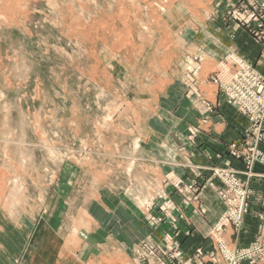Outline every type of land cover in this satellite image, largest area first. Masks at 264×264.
Returning <instances> with one entry per match:
<instances>
[{
	"label": "rangeland",
	"instance_id": "374dc122",
	"mask_svg": "<svg viewBox=\"0 0 264 264\" xmlns=\"http://www.w3.org/2000/svg\"><path fill=\"white\" fill-rule=\"evenodd\" d=\"M260 59L264 0H0V264H264Z\"/></svg>",
	"mask_w": 264,
	"mask_h": 264
},
{
	"label": "crops",
	"instance_id": "0c3cea01",
	"mask_svg": "<svg viewBox=\"0 0 264 264\" xmlns=\"http://www.w3.org/2000/svg\"><path fill=\"white\" fill-rule=\"evenodd\" d=\"M225 37L228 39V41L232 40V38H230L227 35ZM238 38H239L238 44H234V41H231L233 43L234 47H236V48L238 47V51L244 55L243 57H245L246 59H249V61H251V63H256L259 59V54H258L259 48H258V46L255 45V43H253L252 40L249 39V37L246 34L245 35H243L242 33L237 34L236 38L233 40H237ZM241 41H242V44L239 45V43H241ZM229 47H231V44L229 45ZM232 48L233 47H231V49ZM258 68L262 73H264V60H262V59L259 60ZM193 115H194V119L192 121H194L195 117H196L195 113H193ZM246 126L247 125L245 123V125L242 129H245ZM242 129L240 130V134H241V132L244 131ZM214 132L215 133H213L212 136L214 138H217L219 141L214 140L210 136L207 137L208 143L209 142L213 143V144H211L213 146V148L211 149V153L224 151L225 150V144L227 143V141H229V140L231 141L233 138L238 137V135H236L235 132H233L229 128H227L226 125L220 124L219 126L216 127V131H214ZM199 145H200V143H199ZM262 150L264 151V145L262 146ZM196 154L198 156V155H200V152H197ZM197 156L194 158V161H195V163L198 164V161L200 163L201 160Z\"/></svg>",
	"mask_w": 264,
	"mask_h": 264
},
{
	"label": "built area",
	"instance_id": "2783aa9c",
	"mask_svg": "<svg viewBox=\"0 0 264 264\" xmlns=\"http://www.w3.org/2000/svg\"><path fill=\"white\" fill-rule=\"evenodd\" d=\"M247 72H249V70H247ZM251 78H252V79L250 80V82H251V83H254L256 77H251Z\"/></svg>",
	"mask_w": 264,
	"mask_h": 264
}]
</instances>
